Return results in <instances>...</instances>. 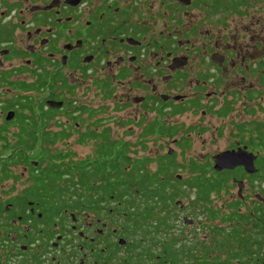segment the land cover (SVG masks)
<instances>
[{"label": "flooded vegetation", "instance_id": "obj_1", "mask_svg": "<svg viewBox=\"0 0 264 264\" xmlns=\"http://www.w3.org/2000/svg\"><path fill=\"white\" fill-rule=\"evenodd\" d=\"M247 3L0 0V86L16 85L25 94H15L8 104L0 101V264H201L202 257L210 260L214 239L210 228L204 227L209 237L199 242L194 236H178L176 209L184 211L182 202L176 204L179 200L167 208L170 212L157 210L140 235H132L131 200L114 202L117 191L104 182L113 172L110 160L128 159L125 170L131 167L130 147L110 140L109 127L100 126L109 118L101 119L106 109L91 104L99 98L110 101L113 108L117 100V111L132 119L129 125L141 126V133L152 123L147 116H196L189 127L193 141L209 137L210 143H225L221 151L189 159L186 168L204 166L206 170L193 177L218 178L222 190L233 185L238 191L242 182L241 195H231L230 204L217 211L214 220L220 213L224 228L232 227L237 238H243L240 260L264 264V221H260L264 206L254 203L260 195L258 153L264 148V120L260 119L264 118V38L260 39L254 23L245 26L239 18L236 26L215 30H202L200 22L215 16L227 20L232 13L242 18ZM195 10L203 12L204 18L192 21ZM216 30L220 31L215 34ZM241 102L244 115H257L258 120L246 117L228 125L232 129L228 135L226 119ZM208 122H214L213 127ZM156 124L158 134L170 138L174 147L182 152L189 147V139L181 136L183 129L164 120ZM57 132L63 135L54 137ZM74 133L80 143L100 139L93 154L74 166L66 161L68 153L52 158L64 162L63 177L74 175L78 187L72 180L59 184L65 189L45 186L42 174L36 172L39 160H30L29 155L36 148L55 147ZM19 150L24 157L16 156ZM238 150L253 156L255 173L242 167L214 171L215 156ZM175 154L168 148L166 161L170 157L174 163ZM102 162L104 174L95 175ZM176 168L171 172L178 176ZM86 176L93 179L85 183ZM246 201L247 206H240ZM190 202L198 204L207 222L214 221L205 210H216L214 206L208 202L203 206L195 195ZM181 224L191 229L196 222L182 217ZM224 239L229 238H216ZM229 241L234 247L226 249L236 250L239 244ZM219 256L226 258L224 253Z\"/></svg>", "mask_w": 264, "mask_h": 264}, {"label": "rangeland", "instance_id": "obj_2", "mask_svg": "<svg viewBox=\"0 0 264 264\" xmlns=\"http://www.w3.org/2000/svg\"><path fill=\"white\" fill-rule=\"evenodd\" d=\"M245 10L243 11L242 14H240L242 16V18H240L237 14L232 13L233 16L230 18L229 16H227V20L223 19V18H219L218 16L212 17V18H206L207 20L204 22V20H201V29L202 30H209V29H222V28H230L229 25L231 24V26H236L238 24V21L240 19L241 22H245V26H248L247 24L249 23H254V29L256 30L258 36L260 37V39L262 40V38H264V0H248V3L245 4ZM189 11L191 12L192 9H189ZM242 12V11H241ZM204 13L203 12H199L197 10L193 11V17H192V21H196L199 20L200 18H204L202 17ZM239 18V19H238ZM230 19H233L232 22H230ZM258 22H261L259 28H258ZM199 25V22H198ZM220 30H216L214 33L216 34V32H218ZM241 43L245 44V41H240ZM8 88L10 89V91H8ZM18 87L16 85H11V86H0V101H3L4 104H8L10 103L12 100H14L13 96L16 94L20 97L25 96V94L22 91H18L17 89ZM118 93V91H117ZM28 96V95H26ZM77 100H81L79 98V95H77ZM84 102L85 99H83ZM91 104L93 106H99L98 108L100 109H106V113H103L101 115V119L102 118H109L107 121H105L104 123H102L100 126H108L109 129L111 130L110 132V140H112L113 142H116V144H121V143H126L128 147H130L129 151H130V157L131 160L133 161V159L135 158H150L153 160L152 164L150 165L151 169H154L156 163L155 161L160 159L161 163L165 166L167 165V161H166V152L167 149L170 148L173 151H175V159H174V163L175 165H177L176 174L181 175L182 179H188L190 177V174L187 171L186 168V164L185 162H187L189 159L192 158H196L199 159V156L201 154H205V153H215L217 151H221L222 149L225 148L224 146V142H222V140H218L217 143H210L209 142V137H204V134H202L203 138V142L201 141H193V135L190 134L189 132V127L191 125H193V123L196 121L197 117L196 116H180V117H159V116H147V122H162V120L167 121L168 123H171L175 126H177L178 128H181V130H184V133L181 135V132L179 135L177 136H185V138L189 139V147L186 148V150H184L182 152L181 149L176 148L172 145V143L170 142V138L167 137H161L157 131L156 133L149 135V136H143L141 137V130L142 127L141 126H136L133 127V125H129V123L131 122V118H128L127 116H124V113H119L117 111V105H118V101L116 100V105L115 108L112 107V105L110 104V101H108L107 103L105 102V100L103 98L99 99H94L91 100ZM243 104V102H241V104L237 105V110L234 112V114L232 116H229V118L226 119V123L225 126L227 129L226 133L228 132L229 135V131H231L232 129H230V127H228V125H233L236 122H239L241 120H247L249 118L250 119H257V115L256 116H246L244 115V110L242 112L243 107L241 106ZM262 104H264L262 102ZM76 106V104L74 105ZM237 114V115H236ZM247 117V119H246ZM260 119H263V117H260ZM258 120V119H257ZM128 122V123H127ZM146 122V121H145ZM209 124H211V127H213L214 122H208ZM150 124V123H149ZM216 124L219 125V123L217 122ZM100 128V127H99ZM157 130V127H156ZM192 138V140L190 139ZM98 142L100 141V139H96ZM97 141H84L83 143L79 142V134L74 133L73 135L69 136L68 139H65V141H61L59 142L58 145H56L55 147H48V148H36L34 150V153L32 155H29V159L30 160H37L38 158H40L42 155L46 156L45 162L42 163L40 165L39 168L44 169L47 165H51L53 167H57V168H63L64 167V162L63 161H55L52 160V158L54 156H62L64 153H68L69 155L67 156L66 161L68 162V164H70L71 166H74L78 163L83 162V159L89 158V156H91L93 154V149L94 147H96L97 145ZM181 152V153H180ZM258 155L261 157H264V148L260 147L259 148V153ZM202 165V164H201ZM212 166L211 163L208 164V168L210 169ZM170 168V167H169ZM172 170V168H170ZM206 170V169H205ZM19 172H22V169L19 168V170H17ZM209 172V171H207ZM63 183V182H62ZM61 186H64L63 184ZM254 186L257 187L256 183H254ZM258 187H260V189H264V174H263V179L262 181H258ZM184 190V195L177 198L176 200H179L183 203L184 205V211L183 212H178L176 209V216L178 217V221H179V226H180V232L178 233L179 237H188V238H193V236L199 241L205 240L208 236L207 234L209 233L208 231H205L207 229H204L205 226H207L208 228H210L212 230L213 226H217V227H224L225 224H222L220 222V216L221 214H218V217L216 220H214L213 222H207V217L206 215H202L201 210H198V204L196 203V205H191L190 201L193 199L194 197V193L192 190H189L187 187H182ZM229 190V191H228ZM236 193L238 195V191L235 187L232 186H226V188H224L219 196L215 197L214 195L211 196V206H214L216 208V210L221 211L224 210L226 208V206L228 204H230V198L231 195L233 197L236 196ZM250 199L252 201H254L252 194L249 195ZM256 199V197H255ZM250 200V201H251ZM247 202L244 204H241L240 206H247ZM250 203V202H249ZM201 208V207H200ZM244 213L248 212V207H245L242 209ZM224 213V212H223ZM182 217H187L191 220H194L196 222V224L191 227V229L184 227L182 228V224H181V220ZM176 226H178V224L176 223ZM178 226V227H179ZM213 233L211 232V234L209 233V236L211 238H213ZM208 236V237H209ZM213 247V244H212ZM219 254L218 251H212V254Z\"/></svg>", "mask_w": 264, "mask_h": 264}, {"label": "trees", "instance_id": "obj_3", "mask_svg": "<svg viewBox=\"0 0 264 264\" xmlns=\"http://www.w3.org/2000/svg\"><path fill=\"white\" fill-rule=\"evenodd\" d=\"M22 89H26V86L21 85ZM156 122L150 123L147 126V129L141 133V136H149L156 133ZM159 133V131H157ZM172 131L169 132L171 135ZM60 132L55 133L54 137H60ZM42 136H46V134H42ZM54 140V138H52ZM35 140H38L37 133L35 135ZM264 143V141H263ZM105 150H101V153H104ZM119 153H116L115 157H117ZM18 157H24V152L19 150ZM61 156H54L53 158L58 159ZM46 156L42 155L39 160V166L36 172H40L43 176L41 178L43 181L45 180V186L52 184L54 188H58L60 183L73 181V186H75L74 182V175L65 178L63 177L65 174L63 173L62 168L53 167L51 165H47L44 169H39L40 165L45 162ZM117 159V158H116ZM110 160L108 162L109 168L113 171L111 175H108L104 180L107 188L114 189L117 193L113 194L114 202H119L120 204H126L128 199V204L131 205V212H132V231L133 236L140 235L143 228V224L148 221L153 220V216L156 215L157 210L165 212H170L171 209L175 207L174 203L177 198L184 195V190H182L183 186L187 187L189 190H192L197 201L201 202L203 206H206V203H210L209 199L212 195L215 197L219 196L222 185H220V180L218 178L212 177V179H201L200 177H193L194 173L204 172V166H200L197 164H189L187 171L190 174L188 179H177L173 172H171L176 168V165L173 163V158H167V165H163L161 161H158L154 167L151 169L150 165L152 164L153 160L150 158H136L132 161L131 167L128 170H125L126 162L130 163L128 159L122 161L118 160ZM20 164L25 162L18 161ZM105 162H102L98 165L97 171L95 175L102 176L104 174L103 167H105ZM260 173V179L262 181L263 174H264V157H261L258 160L257 164ZM170 167V168H169ZM6 172V170H2ZM75 174V168H74ZM93 175V177H95ZM92 176L84 177V182H89L93 179ZM83 177L81 176V179ZM37 181H40L37 179ZM82 181V180H81ZM83 182V181H82ZM49 187V186H48ZM59 188H64V186H60ZM67 188V187H66ZM92 188V186H89ZM61 190V189H60ZM121 190L126 192L122 193ZM260 196L264 198V189H260ZM69 196V195H68ZM67 196V197H68ZM58 198L61 197V194L57 195ZM66 197V198H67ZM77 198L79 196H76ZM76 197H74L76 199ZM127 200V201H125ZM258 201V200H257ZM65 204H69V202H64ZM75 203V202H73ZM259 204L261 207L264 206V202H254ZM231 206V205H229ZM208 211V217L211 221L214 220L215 213L218 210H214L213 208L209 207L205 209ZM243 219V218H242ZM260 221H264V217L260 216ZM149 225V224H147ZM210 231L213 233V240H212V251H218L219 254L224 253L226 258L219 256V254L211 255L210 260L206 259L205 257L201 258V264H248L247 261H242L239 259V254L241 249H245L242 245L243 238H237L238 234L233 232V228L229 227L225 229L224 227H212ZM229 238L232 239L233 242L238 243L236 250H228L232 249L229 245V239L224 240H216V238ZM198 264V263H197Z\"/></svg>", "mask_w": 264, "mask_h": 264}, {"label": "water", "instance_id": "obj_4", "mask_svg": "<svg viewBox=\"0 0 264 264\" xmlns=\"http://www.w3.org/2000/svg\"><path fill=\"white\" fill-rule=\"evenodd\" d=\"M235 167H242L247 173L253 174L256 172V169L253 165V156L245 154L242 151L234 152H224L214 157V171H222V170H232ZM179 180L181 176H176ZM242 182H239L238 186V195H241L242 190ZM256 200L260 202H264V198H262L259 194L255 196ZM181 203V201L176 202V204Z\"/></svg>", "mask_w": 264, "mask_h": 264}]
</instances>
